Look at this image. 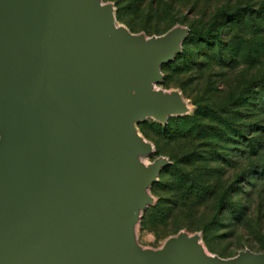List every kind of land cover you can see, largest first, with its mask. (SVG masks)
Instances as JSON below:
<instances>
[{
  "label": "water",
  "instance_id": "95a60500",
  "mask_svg": "<svg viewBox=\"0 0 264 264\" xmlns=\"http://www.w3.org/2000/svg\"><path fill=\"white\" fill-rule=\"evenodd\" d=\"M189 29L133 34L101 0H0V264H264L180 231L135 237L170 165L137 125L191 112L158 88Z\"/></svg>",
  "mask_w": 264,
  "mask_h": 264
},
{
  "label": "rangeland",
  "instance_id": "374dc122",
  "mask_svg": "<svg viewBox=\"0 0 264 264\" xmlns=\"http://www.w3.org/2000/svg\"><path fill=\"white\" fill-rule=\"evenodd\" d=\"M101 1L114 4L116 22L133 34L193 31L158 85L180 91L191 112L137 125L154 146L144 161L170 162L149 189L156 202L142 213L137 243L158 249L185 231L223 259L264 253V0ZM234 11L241 18L230 22ZM207 32L219 39L205 41Z\"/></svg>",
  "mask_w": 264,
  "mask_h": 264
},
{
  "label": "trees",
  "instance_id": "16d2710c",
  "mask_svg": "<svg viewBox=\"0 0 264 264\" xmlns=\"http://www.w3.org/2000/svg\"><path fill=\"white\" fill-rule=\"evenodd\" d=\"M225 14H227V13H225ZM225 14H222V16L223 15H225ZM229 17H231V18H229V21L230 22H234V21H239V19L241 18V13H240V11H234V12H232L231 14H227ZM191 33H193V31L192 30H189V35H188V37H187V40H188V38L190 37V34ZM205 37L203 38V39H205V41H209L208 40V38H206V37H211V36H213V40H218L219 39V35L218 34H209L208 32L207 33H205V34H203ZM187 40H185L184 42H183V44L187 41ZM182 44V45H183ZM218 44H220L219 42H218ZM182 54V52L180 53V55ZM178 56H176V58H177ZM175 58V59H176ZM176 61V60H175ZM166 68V65H163L162 67H161V69H165ZM182 132H181V136L180 137H187V136H189V135H191L192 134V132H194L195 130H196V128H194V125H192V126H190V127H185V128H182ZM179 137V138H180Z\"/></svg>",
  "mask_w": 264,
  "mask_h": 264
},
{
  "label": "bare ground",
  "instance_id": "6f19581e",
  "mask_svg": "<svg viewBox=\"0 0 264 264\" xmlns=\"http://www.w3.org/2000/svg\"><path fill=\"white\" fill-rule=\"evenodd\" d=\"M144 160V159H143Z\"/></svg>",
  "mask_w": 264,
  "mask_h": 264
}]
</instances>
